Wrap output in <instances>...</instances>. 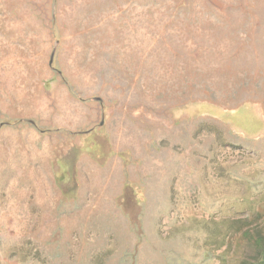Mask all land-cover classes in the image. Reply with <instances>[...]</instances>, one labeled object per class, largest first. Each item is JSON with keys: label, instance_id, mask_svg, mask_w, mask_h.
Listing matches in <instances>:
<instances>
[{"label": "rangeland", "instance_id": "1", "mask_svg": "<svg viewBox=\"0 0 264 264\" xmlns=\"http://www.w3.org/2000/svg\"><path fill=\"white\" fill-rule=\"evenodd\" d=\"M264 0H0V264H253Z\"/></svg>", "mask_w": 264, "mask_h": 264}, {"label": "trees", "instance_id": "2", "mask_svg": "<svg viewBox=\"0 0 264 264\" xmlns=\"http://www.w3.org/2000/svg\"><path fill=\"white\" fill-rule=\"evenodd\" d=\"M244 239L249 240L253 249L258 253V257L253 264H264V230L255 231L250 237L243 234Z\"/></svg>", "mask_w": 264, "mask_h": 264}]
</instances>
